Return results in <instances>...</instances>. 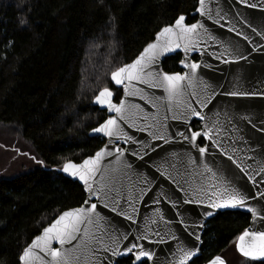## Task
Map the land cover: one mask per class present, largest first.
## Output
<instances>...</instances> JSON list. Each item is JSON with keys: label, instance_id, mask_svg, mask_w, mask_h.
I'll use <instances>...</instances> for the list:
<instances>
[{"label": "water", "instance_id": "1", "mask_svg": "<svg viewBox=\"0 0 264 264\" xmlns=\"http://www.w3.org/2000/svg\"><path fill=\"white\" fill-rule=\"evenodd\" d=\"M204 13H192L197 18L193 23L204 25L191 35L195 50L190 46L186 53L185 42L180 41L179 49L164 53L157 61L164 72L167 58L177 54L181 61L186 58V63L199 65L193 72L180 61L182 72L176 73L185 75V80L178 95L169 100L163 87L152 86L156 77L148 75L153 71L148 66L144 82H132V95L126 96L123 87L112 82L122 90L124 119L93 103L107 112L106 120L117 119L121 138L110 144L102 133L93 129L89 133L105 141L98 151L106 148L109 154L100 160L89 181L99 196L90 201L97 205L92 222L81 226V233L87 232L89 239L82 245V237L78 238L62 249L70 264H118L129 257L133 264H180V249H198V255L186 262L191 264L202 255L206 226L223 212L248 214L246 230H264V0H205ZM185 17L187 25L193 24ZM156 36L150 43L157 42ZM113 101L119 103L115 94ZM191 109L200 115L192 116ZM195 120L201 122L198 130L192 128ZM191 131L209 133L208 138L201 136L196 141L199 147L208 148L204 154L181 135ZM125 135L130 139L126 141ZM61 172L85 189L78 177ZM231 192L244 195L256 216L245 208L208 206ZM209 212L213 214L207 216ZM133 243L152 259L136 261L133 253L138 249L111 254V250L125 253V246ZM53 247L60 245L53 242ZM36 253L33 264L50 260L39 250Z\"/></svg>", "mask_w": 264, "mask_h": 264}, {"label": "trees", "instance_id": "2", "mask_svg": "<svg viewBox=\"0 0 264 264\" xmlns=\"http://www.w3.org/2000/svg\"><path fill=\"white\" fill-rule=\"evenodd\" d=\"M198 4L0 0V264H20L43 228L84 203V188L61 170L65 162L79 163L105 143L89 135L107 118L94 106L95 96L108 87L118 102L122 90L116 91L111 73L132 62L180 15L195 22ZM181 58H167L164 70L181 72ZM199 128L195 122L193 129ZM249 224L248 214L219 213L205 228L202 255L191 264H206L218 255L228 264H246L236 243ZM118 264H133V258Z\"/></svg>", "mask_w": 264, "mask_h": 264}, {"label": "snow or ice", "instance_id": "3", "mask_svg": "<svg viewBox=\"0 0 264 264\" xmlns=\"http://www.w3.org/2000/svg\"><path fill=\"white\" fill-rule=\"evenodd\" d=\"M204 2L205 0H199V7L196 8V11L199 12L201 16L205 15ZM241 2H245V0H241ZM185 21L186 17L180 15L175 20L174 24L162 28L157 33V42L149 43L132 63L119 67L111 73V81L114 82L116 86H122L126 96L133 94V92H130L133 81L144 82V72L145 68L148 66H153V71L148 72V75H154L156 77V83L152 86L163 87L165 92L168 93L169 100L179 94L182 86L181 82L185 80V75H181L180 73L168 74L159 67L157 61L164 53L179 49L181 47L180 41L185 42L183 50L186 53L190 50V46H192L191 50H195L194 45H192L191 35L196 33L198 28H203L204 25L202 23H193L189 26ZM22 23H24V21H22ZM161 40H163V42L159 43ZM185 60L181 61L184 68H190L191 71L195 72L199 67V65L195 63L188 64ZM116 91L119 92V88H117ZM232 94L235 95L236 93ZM113 97L114 92L108 87H105L95 96L94 102L100 105L101 108H106L109 113L114 112L117 117L124 119L125 101L119 99L117 96L116 98L119 100V103H115ZM191 115L199 116L200 113L195 109H191ZM93 132L102 133L104 136L109 137L110 144L114 139L118 140L121 138V130L117 127L116 118H108L98 127H95ZM181 135L184 136V139H186L192 147L197 148L200 154H204L208 151L207 147H199L196 143L201 136L208 138V132L201 133L199 131H191L190 135H185L184 133H181ZM124 139L127 141L130 137L125 135ZM108 154L109 152L107 149L102 148L94 157L84 159L82 163L67 161L63 164L62 170L65 173L73 177H78L79 180L83 182L85 186L84 190L88 195V199L85 200L84 203L88 205V207H78L64 211L49 226L43 228L42 235L33 240L32 244L25 248L23 254L19 257L22 264H33V261L37 259L36 250L44 253L46 257H50V260L47 261L46 264H70L68 255L62 251L65 245L72 244L73 241L81 237L82 245L87 243L89 239L88 233L85 232L82 234L81 226L86 222H92L91 216L96 212L97 205L95 203H90V201L93 197L99 198L97 190L93 189L89 181L95 176L97 165L100 160ZM229 159H231V157H229ZM237 166L239 167V165ZM241 171H243V169H241ZM261 195L264 196V193ZM208 206L212 208H245L248 212L252 213L253 216H256V211L251 207H247V199L240 192H231L226 199L220 202H212ZM212 214V212H209L206 215L211 216ZM262 219H264V217H262ZM196 239L199 240V236H196ZM53 242L59 244L60 248H54ZM125 248V253H120L118 250H111V254L123 255L133 253L134 249H138L137 252L133 253L136 261H141L144 257H147L148 260L152 259L151 254L145 251L142 246L133 243L130 247L125 246ZM109 250L108 248L104 249L106 252ZM236 250L245 258L246 264L247 261L262 262V264H264V230H245L237 238ZM180 251L183 254L180 264H186L188 260L198 255L199 250L185 251L184 249H180ZM209 264H226V261L220 256H215L209 261Z\"/></svg>", "mask_w": 264, "mask_h": 264}, {"label": "flooded vegetation", "instance_id": "4", "mask_svg": "<svg viewBox=\"0 0 264 264\" xmlns=\"http://www.w3.org/2000/svg\"><path fill=\"white\" fill-rule=\"evenodd\" d=\"M195 122H199V123H200V121H198V120L193 121V123H192V128H193V124H194ZM194 130H195V129H194Z\"/></svg>", "mask_w": 264, "mask_h": 264}]
</instances>
